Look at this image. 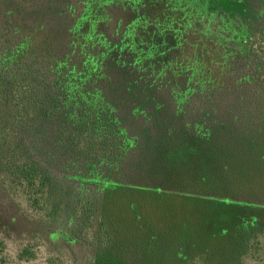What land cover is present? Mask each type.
<instances>
[{"label": "trees", "instance_id": "1", "mask_svg": "<svg viewBox=\"0 0 264 264\" xmlns=\"http://www.w3.org/2000/svg\"><path fill=\"white\" fill-rule=\"evenodd\" d=\"M262 5L0 0V174L7 185L38 209L60 180L80 189L70 204L89 193L108 198L150 187L165 194L175 190L183 157L192 192L176 194L203 202L204 212L218 205L241 212L208 244H193L195 256L174 262H258L264 26L260 34L252 27L264 17ZM30 245L19 259L35 258Z\"/></svg>", "mask_w": 264, "mask_h": 264}, {"label": "rangeland", "instance_id": "2", "mask_svg": "<svg viewBox=\"0 0 264 264\" xmlns=\"http://www.w3.org/2000/svg\"><path fill=\"white\" fill-rule=\"evenodd\" d=\"M261 8L264 10V5L257 11ZM263 26L261 17L252 29L260 34ZM196 150L191 148L189 152ZM186 162L182 157L175 190L165 194L146 187L110 193L108 198L102 194L91 199L89 193L81 202L73 199L70 204L68 198L80 194L79 187L73 186L75 192L70 184L57 179L56 196L46 194L39 209L7 185V178L0 174V238L7 234L1 239L5 247L0 251V264H176L175 260L187 258L184 255L195 256L198 248L193 244H208L213 235L229 227L241 210L218 205L212 210L207 206L204 212L203 202L176 194L183 189L192 192L193 181L182 171ZM259 175H264V170ZM257 176L249 177L252 180ZM3 226L8 230L4 231ZM29 244L35 258L19 259V253ZM102 255L105 259L99 262ZM251 261L264 264V249L258 262Z\"/></svg>", "mask_w": 264, "mask_h": 264}]
</instances>
